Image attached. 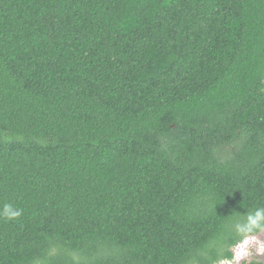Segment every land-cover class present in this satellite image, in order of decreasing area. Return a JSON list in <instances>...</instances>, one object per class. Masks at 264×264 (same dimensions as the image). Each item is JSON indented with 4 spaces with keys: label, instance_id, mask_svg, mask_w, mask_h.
Masks as SVG:
<instances>
[{
    "label": "trees",
    "instance_id": "16d2710c",
    "mask_svg": "<svg viewBox=\"0 0 264 264\" xmlns=\"http://www.w3.org/2000/svg\"><path fill=\"white\" fill-rule=\"evenodd\" d=\"M5 204L0 264L233 261L264 208V0H0Z\"/></svg>",
    "mask_w": 264,
    "mask_h": 264
},
{
    "label": "clouds",
    "instance_id": "9594fccd",
    "mask_svg": "<svg viewBox=\"0 0 264 264\" xmlns=\"http://www.w3.org/2000/svg\"><path fill=\"white\" fill-rule=\"evenodd\" d=\"M21 210L14 208L11 204H5L0 215L8 219H16L21 215ZM238 234L243 238V244L247 245L250 240L255 239L254 234L258 231H264V208H257L254 212L247 214L246 221L236 225ZM252 249L250 248V251ZM243 248L240 249L242 253ZM232 262V261H231ZM243 262V260L241 261ZM240 262V263H241ZM230 262L222 260L221 264H229Z\"/></svg>",
    "mask_w": 264,
    "mask_h": 264
},
{
    "label": "rangeland",
    "instance_id": "374dc122",
    "mask_svg": "<svg viewBox=\"0 0 264 264\" xmlns=\"http://www.w3.org/2000/svg\"><path fill=\"white\" fill-rule=\"evenodd\" d=\"M243 248L244 251L241 253L240 249ZM250 248L252 249L250 251ZM235 257L229 264H240L243 261H264V231L255 236V239L249 241L247 245L243 242L235 249Z\"/></svg>",
    "mask_w": 264,
    "mask_h": 264
}]
</instances>
